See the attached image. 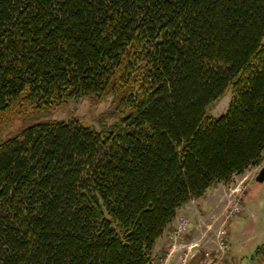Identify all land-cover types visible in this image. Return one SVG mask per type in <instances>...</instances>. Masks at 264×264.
<instances>
[{
  "label": "trees",
  "instance_id": "16d2710c",
  "mask_svg": "<svg viewBox=\"0 0 264 264\" xmlns=\"http://www.w3.org/2000/svg\"><path fill=\"white\" fill-rule=\"evenodd\" d=\"M263 151L264 0H0V264H155Z\"/></svg>",
  "mask_w": 264,
  "mask_h": 264
},
{
  "label": "crops",
  "instance_id": "0c3cea01",
  "mask_svg": "<svg viewBox=\"0 0 264 264\" xmlns=\"http://www.w3.org/2000/svg\"><path fill=\"white\" fill-rule=\"evenodd\" d=\"M263 154L264 151L262 156ZM260 165L264 166V164ZM244 176V173H241L232 177L241 180ZM249 181L242 213L227 224L228 247L221 264H264V187H255L254 181L251 180L252 183ZM228 186L227 182H218L207 189L203 196L191 199L180 208L178 213L183 212L189 218L187 232L179 240L178 249L168 257L167 248L172 244L169 235L175 226L176 220L174 219L153 247L152 256L155 264L160 263L166 257L168 264H179L186 256L189 246L197 244L191 252L194 253L193 256L198 254L200 257L204 249L216 245L223 213L230 199ZM252 191L254 194L251 195Z\"/></svg>",
  "mask_w": 264,
  "mask_h": 264
},
{
  "label": "rangeland",
  "instance_id": "374dc122",
  "mask_svg": "<svg viewBox=\"0 0 264 264\" xmlns=\"http://www.w3.org/2000/svg\"><path fill=\"white\" fill-rule=\"evenodd\" d=\"M230 97H231V92H228L224 97L213 102L208 109L209 113L215 117H219L220 115H222L228 107ZM107 106H108L107 102L104 104H101L99 106H93V105H91V103L88 100H76V101L75 100H69L63 108H60L58 111L54 112L53 117L54 118L77 117L78 119H80L84 123H87L89 125H95L98 115L101 112H103ZM261 161H262V163L260 162V164H264V154L261 157ZM260 164L258 166H256V165L249 166L243 172L245 175L243 179L238 180V179H236V177H237L236 176V177H232L229 180V182H227L229 184L228 187L230 190L228 192V197L230 198L229 201H231L233 199V197L235 196V194H238V192L242 193L241 199L238 202L241 206V209H243V201H244L245 196L247 194V188H248L247 182L249 180H250L249 182H251V180H252V182L254 181L255 187H258V188L264 187V183H260V182L255 181V177L257 176L259 170L261 169L260 167L262 166ZM234 189H240V190H238V192H236V191H234ZM253 191L251 192V195L254 194ZM229 201H228V204L226 205L225 211L223 213V221L220 223V227H219L218 232L220 231V229L225 228L227 230V232L229 233V229L227 227L228 223H225V221H224L225 217L227 215L226 210L229 206ZM178 214L185 216V218L189 221V218L186 216L185 213H183V212L177 213L176 217ZM176 217H175V220H176L175 226L173 227L172 231L176 228V225H177ZM171 245L168 248H170ZM168 248H167V250H168ZM209 248H206V249H209Z\"/></svg>",
  "mask_w": 264,
  "mask_h": 264
},
{
  "label": "built area",
  "instance_id": "2783aa9c",
  "mask_svg": "<svg viewBox=\"0 0 264 264\" xmlns=\"http://www.w3.org/2000/svg\"><path fill=\"white\" fill-rule=\"evenodd\" d=\"M241 189V188H240ZM240 189H234V191L238 192ZM242 193L238 192L235 194L233 199L229 201V206L226 210L225 223H228L235 216H238L242 213V209L240 204L238 203L241 199ZM177 225L176 228L170 233L169 238L172 241V245L167 250V256L169 257L172 252H174L179 247V240L182 239L184 234L187 232L189 221L185 218V216L178 214L177 217ZM228 232L225 228L220 229L218 232V241L214 247L209 249H204L202 255L198 258L195 264H221V262L225 258V254L227 252L228 247ZM197 245V244H196ZM196 245L189 246L186 252V256L179 264H190V260L193 257L191 252L192 248ZM158 264H168V258L166 257L163 261Z\"/></svg>",
  "mask_w": 264,
  "mask_h": 264
},
{
  "label": "water",
  "instance_id": "95a60500",
  "mask_svg": "<svg viewBox=\"0 0 264 264\" xmlns=\"http://www.w3.org/2000/svg\"><path fill=\"white\" fill-rule=\"evenodd\" d=\"M255 181L256 182H263L264 181V166L261 167V169L259 170L257 176L255 177ZM199 255L195 254L191 260H190V264H195V262L198 260Z\"/></svg>",
  "mask_w": 264,
  "mask_h": 264
},
{
  "label": "bare ground",
  "instance_id": "6f19581e",
  "mask_svg": "<svg viewBox=\"0 0 264 264\" xmlns=\"http://www.w3.org/2000/svg\"><path fill=\"white\" fill-rule=\"evenodd\" d=\"M227 226V225H226Z\"/></svg>",
  "mask_w": 264,
  "mask_h": 264
}]
</instances>
